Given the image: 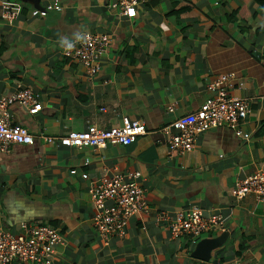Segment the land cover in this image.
<instances>
[{
    "label": "crops",
    "instance_id": "obj_1",
    "mask_svg": "<svg viewBox=\"0 0 264 264\" xmlns=\"http://www.w3.org/2000/svg\"><path fill=\"white\" fill-rule=\"evenodd\" d=\"M54 1L61 11L32 14ZM113 2L0 0V100L31 89L40 106L35 114L10 107L12 122L36 137L0 150V226L17 234L24 223L57 227L63 241L53 264H264V199L233 194L264 172V0H147L134 17ZM81 29L111 40L93 73L59 46L61 35ZM228 72L237 78L231 93L251 100L244 134L214 128L192 151H171L159 129L198 109L209 82ZM127 115L149 130L128 145L79 148L40 137L120 125ZM128 171L141 173L150 208L106 241L90 188ZM193 205L221 213L223 229L173 237L172 217ZM223 232L209 260L193 255L201 239Z\"/></svg>",
    "mask_w": 264,
    "mask_h": 264
},
{
    "label": "built area",
    "instance_id": "obj_2",
    "mask_svg": "<svg viewBox=\"0 0 264 264\" xmlns=\"http://www.w3.org/2000/svg\"><path fill=\"white\" fill-rule=\"evenodd\" d=\"M145 1L147 0H114L112 5L122 14L134 17L137 6ZM62 9V5L54 1L34 9L32 14L46 15L51 10ZM88 34L90 39L86 43H79L73 51H66V54L83 62L93 73L99 69L97 60L109 49L111 40L104 34ZM236 80L233 72L219 74L207 85L210 97L198 109L179 116L159 129L165 134L171 151L180 154L192 151L199 135L214 128L229 127L239 136L244 134L243 126L252 112V106L250 98L231 93L237 84ZM15 103L32 114L40 109L37 95L31 89H20L0 100V150L4 152L9 151L11 144H30L36 137L28 128L12 122L10 107ZM147 133L149 130L143 122L127 115L123 116L120 125L107 128L93 126L85 131L71 130L66 135L40 137L47 142L84 148L104 147L110 141L128 145L136 137ZM89 160L86 158V162ZM71 172L76 173L77 170L73 169ZM140 176L141 173L137 171L117 172L111 177L102 178L90 188L95 208L94 226L106 241L112 236L124 234L134 215L149 211L146 189L138 181ZM250 192L259 200L264 199L263 171L247 176L233 188V194L239 200ZM223 223L224 216L221 213L207 215L201 206L193 205L178 211L172 217L171 235H186L196 240L209 232L222 230ZM22 226V234L13 233L0 226V264H10L13 260L21 263L53 264L55 248L63 241L60 230L40 223H24Z\"/></svg>",
    "mask_w": 264,
    "mask_h": 264
},
{
    "label": "water",
    "instance_id": "obj_3",
    "mask_svg": "<svg viewBox=\"0 0 264 264\" xmlns=\"http://www.w3.org/2000/svg\"><path fill=\"white\" fill-rule=\"evenodd\" d=\"M226 238L227 232H223V234L216 237H206L201 239L198 242L193 255L202 260H209L212 256V251L223 245Z\"/></svg>",
    "mask_w": 264,
    "mask_h": 264
},
{
    "label": "clouds",
    "instance_id": "obj_4",
    "mask_svg": "<svg viewBox=\"0 0 264 264\" xmlns=\"http://www.w3.org/2000/svg\"><path fill=\"white\" fill-rule=\"evenodd\" d=\"M90 39L89 34L81 29L73 32L71 36L61 35L59 39V46L65 51L75 48L76 43H86Z\"/></svg>",
    "mask_w": 264,
    "mask_h": 264
},
{
    "label": "trees",
    "instance_id": "obj_5",
    "mask_svg": "<svg viewBox=\"0 0 264 264\" xmlns=\"http://www.w3.org/2000/svg\"><path fill=\"white\" fill-rule=\"evenodd\" d=\"M236 15H237V11H236ZM45 224H47V223H45ZM50 225V224H49ZM52 225V224H51ZM240 252L238 251V254H239Z\"/></svg>",
    "mask_w": 264,
    "mask_h": 264
}]
</instances>
